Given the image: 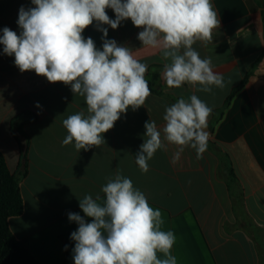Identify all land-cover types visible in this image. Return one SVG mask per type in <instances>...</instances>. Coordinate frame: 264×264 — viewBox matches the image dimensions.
Here are the masks:
<instances>
[{
    "label": "crops",
    "instance_id": "0c3cea01",
    "mask_svg": "<svg viewBox=\"0 0 264 264\" xmlns=\"http://www.w3.org/2000/svg\"><path fill=\"white\" fill-rule=\"evenodd\" d=\"M259 2L211 0L220 26L212 43L197 41L193 47L201 58L211 57L213 70L223 75L225 87H213L212 93L188 84L167 87L161 52L142 45L137 38L142 28L130 19L116 29L94 21L83 37L93 39L99 50L104 39L130 48L148 66L151 95L102 134L104 144L79 152L74 144L62 146L67 135L62 121L86 112L84 98L75 96L70 85L21 72L0 45V152L19 176L24 199V212L10 219V228L36 260L74 264L75 241L68 254L65 246L78 224L68 215L77 213L91 222L79 200L86 194L103 197L102 186L120 171L161 210L162 230L176 236L172 254L178 264H264V18ZM21 7L34 5L0 0V35L4 27L19 34ZM106 13L115 19L111 8ZM100 27L108 29L107 37ZM192 94L213 107L203 157L198 160L195 150L186 147L174 160L178 148L165 141L166 149L158 150L142 172L135 156L144 142L145 123L155 120L162 131L165 106Z\"/></svg>",
    "mask_w": 264,
    "mask_h": 264
},
{
    "label": "clouds",
    "instance_id": "9594fccd",
    "mask_svg": "<svg viewBox=\"0 0 264 264\" xmlns=\"http://www.w3.org/2000/svg\"><path fill=\"white\" fill-rule=\"evenodd\" d=\"M34 7L19 9V34L2 29L3 53L14 56L21 72L34 71L49 82L70 85L75 96L83 97L81 110L62 121L67 135L62 146L73 145L77 152L104 144L103 135L114 127L131 107L144 106L151 90L146 79L148 66L133 51L104 39L102 50L83 31L94 21L116 29L130 19L142 28L138 39L145 47L158 49L162 78L169 88L191 85L199 92L223 89V75L213 70L211 57L201 58L193 47L197 41L212 43L213 31L220 26L211 0H31ZM111 8L115 19L106 9ZM103 37L108 29L100 27ZM155 71V69H153ZM199 86V87H197ZM37 107H40L37 105ZM213 112L196 94L183 96L165 106L161 129L155 120L145 123L144 142L135 156L139 169L146 173L148 161L165 141L177 146L174 160L186 147L203 157L208 147V119ZM163 134V135H162ZM95 198L86 194L77 213L68 218L78 224L71 233L75 241L74 264H178L172 254L175 233L162 230L164 219L130 178L117 171L102 186ZM67 247V246H65ZM162 254L163 258L160 255Z\"/></svg>",
    "mask_w": 264,
    "mask_h": 264
},
{
    "label": "trees",
    "instance_id": "16d2710c",
    "mask_svg": "<svg viewBox=\"0 0 264 264\" xmlns=\"http://www.w3.org/2000/svg\"><path fill=\"white\" fill-rule=\"evenodd\" d=\"M259 5L264 18V0H260ZM23 212L20 178L10 171L5 156L0 152V264H42L27 245L16 239L10 228V219ZM71 247L72 239L67 242V254Z\"/></svg>",
    "mask_w": 264,
    "mask_h": 264
},
{
    "label": "water",
    "instance_id": "95a60500",
    "mask_svg": "<svg viewBox=\"0 0 264 264\" xmlns=\"http://www.w3.org/2000/svg\"><path fill=\"white\" fill-rule=\"evenodd\" d=\"M206 131L209 133V137L212 135V132H211V130H210V128L208 127L207 129H206Z\"/></svg>",
    "mask_w": 264,
    "mask_h": 264
}]
</instances>
